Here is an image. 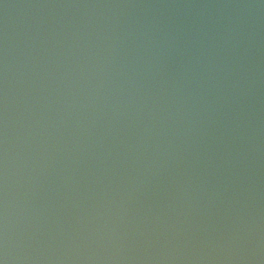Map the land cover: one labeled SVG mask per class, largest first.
<instances>
[{
	"label": "water",
	"instance_id": "95a60500",
	"mask_svg": "<svg viewBox=\"0 0 264 264\" xmlns=\"http://www.w3.org/2000/svg\"><path fill=\"white\" fill-rule=\"evenodd\" d=\"M0 264H264V0H0Z\"/></svg>",
	"mask_w": 264,
	"mask_h": 264
}]
</instances>
